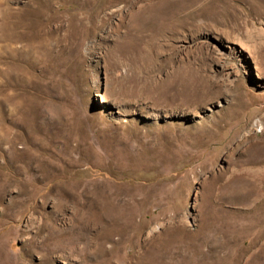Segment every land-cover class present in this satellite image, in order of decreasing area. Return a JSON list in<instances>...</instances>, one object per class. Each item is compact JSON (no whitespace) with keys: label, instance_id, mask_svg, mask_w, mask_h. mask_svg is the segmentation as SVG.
Wrapping results in <instances>:
<instances>
[{"label":"rangeland","instance_id":"rangeland-1","mask_svg":"<svg viewBox=\"0 0 264 264\" xmlns=\"http://www.w3.org/2000/svg\"><path fill=\"white\" fill-rule=\"evenodd\" d=\"M0 264H264V0H0Z\"/></svg>","mask_w":264,"mask_h":264},{"label":"bare ground","instance_id":"bare-ground-1","mask_svg":"<svg viewBox=\"0 0 264 264\" xmlns=\"http://www.w3.org/2000/svg\"><path fill=\"white\" fill-rule=\"evenodd\" d=\"M98 97H100V102L103 104L108 103V100L106 97H104L103 95H97Z\"/></svg>","mask_w":264,"mask_h":264}]
</instances>
